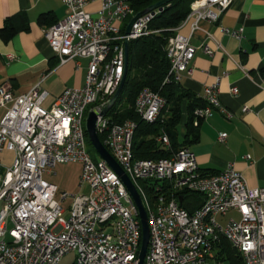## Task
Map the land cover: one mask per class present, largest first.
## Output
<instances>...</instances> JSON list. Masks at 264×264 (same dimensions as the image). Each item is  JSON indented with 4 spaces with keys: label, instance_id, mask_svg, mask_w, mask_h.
<instances>
[{
    "label": "built area",
    "instance_id": "obj_1",
    "mask_svg": "<svg viewBox=\"0 0 264 264\" xmlns=\"http://www.w3.org/2000/svg\"><path fill=\"white\" fill-rule=\"evenodd\" d=\"M60 1L68 15L44 31V38L61 65L74 61L78 67L81 60L88 61L84 85L65 89L48 108L43 105L48 93L38 87L14 97L8 85L0 86V108L11 103L0 120V154L14 155L0 175V264H59L71 252L76 253L75 264H137L138 209L117 174L88 154L84 115L94 105L91 110L100 113L116 93L124 71V41L160 32L150 29L159 11L136 19L125 34L135 15L126 1ZM96 1L99 8L92 17L86 7ZM234 1L194 0L182 24L192 21L193 32L202 20L216 22ZM178 28L171 30L165 48L170 67L163 86L179 83L183 73H190L198 50L212 54L208 42L196 48ZM223 32L243 37L242 28ZM203 99L207 105L196 109V116L204 119L213 108H221L216 84L204 89ZM165 105L159 92L144 88L134 101V112L153 124ZM136 129V122L114 123L107 114L98 115L95 123L102 145L131 181L146 213L149 242L143 264H221L214 256L221 241L242 264H264V187L250 188L232 164L216 174L200 173L195 154L186 147L168 158L135 159ZM225 137L219 135L221 141ZM155 141L171 149L166 133ZM66 163L80 164L79 186L85 185L87 193L69 195L43 179ZM189 194L200 195L202 202ZM67 201L64 219L62 203Z\"/></svg>",
    "mask_w": 264,
    "mask_h": 264
},
{
    "label": "crops",
    "instance_id": "obj_2",
    "mask_svg": "<svg viewBox=\"0 0 264 264\" xmlns=\"http://www.w3.org/2000/svg\"><path fill=\"white\" fill-rule=\"evenodd\" d=\"M98 8L96 1L88 4L86 10L96 17ZM41 14L49 15L43 24L38 23ZM67 15L68 9L60 0H0V29L12 19L17 30L7 41L0 37V86L8 85L14 97L38 87L48 93L43 104L48 108L65 89L84 85L88 61L81 60L78 67L74 61L61 65L44 38V31ZM182 23L178 33L190 36L196 48L208 42L212 54L196 52L189 65L190 73L182 74L180 88L203 99L204 89L216 84L221 106L203 119L198 140L186 148L195 154L200 173L216 174L232 164L250 188H263L264 0H235L216 22L202 20L193 32L192 21ZM239 28L243 29L240 40L223 32ZM233 90L237 93L233 94ZM184 105L185 101L175 127L179 140L184 136ZM10 106L8 103L0 108V120ZM245 107L247 110L243 111ZM222 110L232 117L228 119ZM222 133L226 134L223 141L219 139ZM13 159L11 152L0 154V175ZM235 255L225 241L214 249L221 264L226 259L230 264H242Z\"/></svg>",
    "mask_w": 264,
    "mask_h": 264
},
{
    "label": "trees",
    "instance_id": "obj_3",
    "mask_svg": "<svg viewBox=\"0 0 264 264\" xmlns=\"http://www.w3.org/2000/svg\"><path fill=\"white\" fill-rule=\"evenodd\" d=\"M138 13L160 0H124ZM194 0H174L163 7L150 23V29L160 31L157 34L143 37L128 43V66L125 80L122 86L121 94L107 113L110 121L122 123L126 120L136 122L137 129L133 138V155L135 159H160L168 158L173 152L180 148L187 147L198 140V129L202 124L203 118L195 115L196 109H204L206 102L201 97L184 91L179 83H168L164 86L162 82L169 70L170 64L166 57L165 48L168 39L173 35L172 29L178 27L189 13L190 4ZM48 14H41L38 23L43 24ZM17 32L12 19H9L6 25L0 29V37L7 41ZM264 74V69H263ZM149 88L159 92L166 100L168 111L165 107L162 109L157 120L153 124H147L140 120L134 112V101L139 92ZM129 95V106L127 109L119 111V105L124 96ZM183 101H185L184 112L186 120L184 123V136L179 140L175 127L179 123L183 112ZM96 106V105H94ZM94 106H91L93 108ZM162 113L165 115L162 116ZM167 115V116H166ZM166 133L170 140L171 149L165 150L155 141V137L160 133ZM86 144L90 145L85 133ZM101 143L102 136L98 135ZM188 197L194 199L197 203L202 202L200 195L189 194ZM180 206L187 210H192L187 203H181ZM226 243V242H225ZM232 253L235 255L234 251ZM239 258L237 255H235ZM221 262L220 257H216ZM221 260V261H220Z\"/></svg>",
    "mask_w": 264,
    "mask_h": 264
},
{
    "label": "water",
    "instance_id": "obj_4",
    "mask_svg": "<svg viewBox=\"0 0 264 264\" xmlns=\"http://www.w3.org/2000/svg\"><path fill=\"white\" fill-rule=\"evenodd\" d=\"M172 1L174 0H160L154 3L153 5L147 7L146 9L136 13L129 20L126 30H125V34L129 33V30L136 19L140 18L141 16L147 13H153L155 10H158L159 12H161L163 10V7ZM123 46H124L125 58H124V71H123L122 81L116 93L111 97V99H109L105 103L100 113H97V111L95 110L89 111L87 118H86V123H85V132H86V135L88 137V140L91 146L94 148L98 156L106 162V164L117 174V176L123 182V184L125 185L126 189L128 190L131 198L133 199L138 209V215H139L140 224H141V244H140V249L138 253V263L137 264H143L144 257L146 255V251L148 247V242H149V230H148L146 213L144 211L140 198L134 186L132 185L131 181L126 176V174L123 172V170L120 168V166L114 161L111 155L107 152V150L104 148L102 143L99 141L98 136L95 131V123H96L97 116L98 115L105 116L111 110V108L115 105V103L117 102L121 94V90H122V86L125 80L127 66H128V53H127L128 41L127 40L124 41Z\"/></svg>",
    "mask_w": 264,
    "mask_h": 264
},
{
    "label": "rangeland",
    "instance_id": "obj_5",
    "mask_svg": "<svg viewBox=\"0 0 264 264\" xmlns=\"http://www.w3.org/2000/svg\"><path fill=\"white\" fill-rule=\"evenodd\" d=\"M129 106V95L128 93L124 96L123 101L119 105V111L127 109ZM91 110V106L86 109L85 115H84V127L86 123V118ZM165 111H168V105L165 107ZM165 114L162 113V116ZM86 149L88 154L90 155L91 159L93 161H97L100 159L94 148L88 144H86ZM80 165L78 163H66V164H59L57 165L54 170L52 175H43V179L49 183H52L56 185L59 188L60 192H66L69 195H79V194H85L87 193V188L85 185L82 187H79V175H80ZM69 201L66 203H62V206L64 207V213H63V218L67 219L68 218V206ZM228 216L236 217L234 213H230ZM220 222H225L224 220H221L218 218ZM75 259H76V253L71 252L67 255H65L59 264H75ZM222 264H230L228 259L222 262Z\"/></svg>",
    "mask_w": 264,
    "mask_h": 264
}]
</instances>
